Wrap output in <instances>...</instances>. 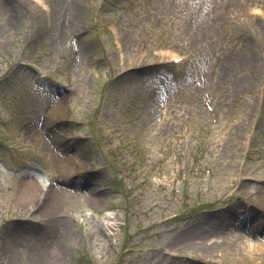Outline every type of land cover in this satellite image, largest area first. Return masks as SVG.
Returning a JSON list of instances; mask_svg holds the SVG:
<instances>
[{"label":"rangeland","instance_id":"obj_1","mask_svg":"<svg viewBox=\"0 0 264 264\" xmlns=\"http://www.w3.org/2000/svg\"><path fill=\"white\" fill-rule=\"evenodd\" d=\"M60 4L0 0V264H156L192 223L254 251L180 259L264 264V0Z\"/></svg>","mask_w":264,"mask_h":264},{"label":"bare ground","instance_id":"obj_2","mask_svg":"<svg viewBox=\"0 0 264 264\" xmlns=\"http://www.w3.org/2000/svg\"><path fill=\"white\" fill-rule=\"evenodd\" d=\"M63 2L66 3L67 5L70 2V5H71V14H70L71 21H69V23L66 24V29L71 31L70 29H73L74 26L77 25L76 23L78 20L77 12L75 11L76 10L75 9L76 8L75 7L76 6V0H57V6H58V4H59V6H62L60 3H63ZM9 7H12V10L14 12H16L15 11L16 7L13 6L12 3H9ZM200 8H202V7L197 5L195 10H198ZM9 10L11 11V9H9ZM14 16H15V14H14ZM190 21L191 22H189V27L193 30V32L195 34L200 35V36H206V35L216 34L217 25L219 23V18L213 12L209 13L206 11L203 14H198V13L194 12V15L191 16ZM61 112H62V110H61L59 103L54 105L52 107V110H51V118L53 117L52 120L58 119ZM47 132H48V130H47ZM53 140H54V138H53ZM41 144L43 147L44 146L47 147L52 152L55 159H58L60 157L59 153L62 152V148L50 147L49 146L50 142L47 143V140H44V143H41ZM63 168H64V170L66 169V171H67L70 168V162L65 161L63 163ZM21 173L23 174V176H26L28 178V176H29L28 170H23V172H21ZM27 178H25L23 180V183L27 186L26 188H29L32 191L31 197H35L36 193L39 192L38 193V198H39L41 191L43 189V186H40V183L37 181L38 179L36 180V178H34V175H33V177L28 178V180H27ZM46 182H47V180L44 181V184H46ZM33 187H34V189H33ZM30 190L24 191L25 195H27V193H29ZM96 200H97L96 198H92L93 202H95ZM36 201H37V199L32 202L33 205H31V203L29 204L30 206H32V208H30L29 210H26L23 213L25 216H32L33 215V211L35 210V207L37 205ZM24 209H26V208L24 207L23 210ZM241 215L242 216L240 217V219L243 220L242 217L245 214L241 213ZM257 218L258 217H256L255 219H257ZM249 221L250 220L247 217V223H246L247 225H248ZM259 222H261V221H259ZM94 230H96V229L94 228ZM183 232H185V233H177V234L172 236L171 242H170V244H168L169 247L171 248V251H172L171 255H169L170 258L168 257V258H166V260L165 259L164 260L158 259V261H156V264H196V263H194V261L188 262V261H185V260H182L179 258L180 255H178V254L181 252L185 253L187 250H189V248L195 249L196 251H194V252L197 255L206 253L205 254L206 256H210L209 254H210L211 248H209V246H213L214 248H218L220 246V247H224L227 249L236 250L238 243H239V245L244 249L243 256H245V257L249 256V255L245 254V251H248V252L254 251L253 247L255 246V244L253 243L252 239L249 238L250 236L248 237V235H243L244 239L240 235H236V236H232V237L227 238V239H221L220 241L212 240L211 238H207L208 235H204L202 233L203 231H201V230L197 231L194 223H192L190 225V227L187 229V231H183ZM105 233H106L105 230H103L101 228H97V234L94 232V235H93V239H92L93 243L97 239L98 241H100V245H101L103 242V237H105ZM230 233L234 234L232 232H230ZM215 237H217V236H215ZM106 238H107V236H106ZM103 243H106V242H103ZM177 250L179 252H177ZM240 251H241V249H240ZM253 256L254 255H250L251 258ZM260 257L263 258L264 256L260 255L259 258ZM249 262H250V259H247V263H249Z\"/></svg>","mask_w":264,"mask_h":264}]
</instances>
